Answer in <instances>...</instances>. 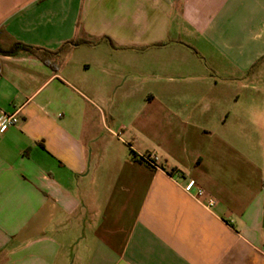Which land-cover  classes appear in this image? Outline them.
I'll use <instances>...</instances> for the list:
<instances>
[{
    "label": "crops",
    "instance_id": "obj_1",
    "mask_svg": "<svg viewBox=\"0 0 264 264\" xmlns=\"http://www.w3.org/2000/svg\"><path fill=\"white\" fill-rule=\"evenodd\" d=\"M80 40L0 53V264H264V0H0Z\"/></svg>",
    "mask_w": 264,
    "mask_h": 264
},
{
    "label": "built area",
    "instance_id": "obj_2",
    "mask_svg": "<svg viewBox=\"0 0 264 264\" xmlns=\"http://www.w3.org/2000/svg\"><path fill=\"white\" fill-rule=\"evenodd\" d=\"M19 114L15 113H6L0 111V136L5 134L10 128L16 126L19 123ZM142 162L150 165L156 169H162L163 166L159 164V157L157 155H142ZM184 191L188 194L194 195L198 200L205 198V190L198 185L195 180H189L184 186ZM204 205L208 208H212L216 205L215 199L209 197L206 199Z\"/></svg>",
    "mask_w": 264,
    "mask_h": 264
},
{
    "label": "trees",
    "instance_id": "obj_3",
    "mask_svg": "<svg viewBox=\"0 0 264 264\" xmlns=\"http://www.w3.org/2000/svg\"><path fill=\"white\" fill-rule=\"evenodd\" d=\"M105 40L110 43L112 46H114L113 42L111 41L110 38L106 37ZM92 44L93 42H86V41H74V42H68L65 43L62 48H60L58 51L52 52L48 51L43 48H38V47H33L30 45H26L20 42H13V44L8 48V49H2L0 47V53L7 54V55H17L20 52H29L36 57H38L40 60L46 63H51V61L57 59L65 50L68 46L72 44ZM142 161V159H140ZM173 172V171H171Z\"/></svg>",
    "mask_w": 264,
    "mask_h": 264
}]
</instances>
